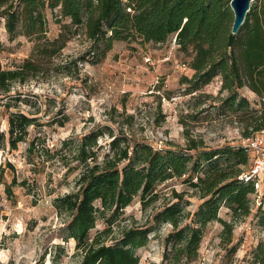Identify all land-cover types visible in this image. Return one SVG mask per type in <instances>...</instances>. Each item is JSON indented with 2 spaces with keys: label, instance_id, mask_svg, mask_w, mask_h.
<instances>
[{
  "label": "rangeland",
  "instance_id": "374dc122",
  "mask_svg": "<svg viewBox=\"0 0 264 264\" xmlns=\"http://www.w3.org/2000/svg\"><path fill=\"white\" fill-rule=\"evenodd\" d=\"M44 15L45 36L66 37L64 46L51 55L42 51L44 38L20 32L12 37L4 17L0 21L2 67H17L26 58L39 62L37 71L14 81L8 92L0 91V264H79L75 240L66 238L69 216L56 209L55 199L77 188L82 164L76 154L86 133L104 131L96 147L103 155L114 136L187 151L188 137L220 147L239 145L244 131L253 132L248 125L250 112L244 107L230 109L221 75L190 89L183 77L195 72L189 65L192 55L174 39L116 40L98 58L83 25L62 16L59 7L47 5ZM183 62L186 68L181 67ZM239 94L250 99L251 111L261 108V97L248 86L240 87ZM13 111L34 117L16 146L8 132ZM249 166L251 161L245 168ZM185 177L159 183L157 199L146 208L137 195L114 216L112 210L100 213L91 235L107 227L109 218H113L109 243L116 242L128 226L147 225L151 228L148 242L137 249L140 263L169 264L164 259L165 242L174 226L157 220V212L178 201L181 225H185L193 222L204 199ZM250 197L248 214L235 215L225 204L219 210L223 219L233 223L231 242L223 239V222L212 220L204 229L196 258L170 264H264V186L260 197L257 192Z\"/></svg>",
  "mask_w": 264,
  "mask_h": 264
},
{
  "label": "trees",
  "instance_id": "16d2710c",
  "mask_svg": "<svg viewBox=\"0 0 264 264\" xmlns=\"http://www.w3.org/2000/svg\"><path fill=\"white\" fill-rule=\"evenodd\" d=\"M59 7L62 16L83 25L93 41L96 57L106 55L116 40L164 42L176 38L177 46L192 55V77L183 79L197 90L216 75L222 76V88L229 92L226 101L233 111L244 107L253 132L264 128V0H255L237 33L232 32L234 11L231 0H0V21L13 37L16 33L43 39L40 46L49 55L62 48L66 37L45 36L46 6ZM54 46V47H52ZM39 69V62L26 58L14 68L0 62V91L8 92L14 81H22ZM248 86L261 97V108L250 110V99L239 94ZM34 117L13 111L8 117L12 145L23 140ZM102 129L83 135L76 159L82 164L77 188L55 199L56 209L68 214L66 238L75 240L81 253L79 264H141L137 249L148 242L149 226H128L121 237L109 243V225L94 236L91 229L100 213L122 211L137 195L143 207L157 199L156 187L175 176L185 175L203 201L195 211L193 222L181 225V208L174 201L157 212V220L168 221L174 228L166 236L164 259L178 263L196 258L204 229L212 220L224 224L223 239L232 241L233 223L219 215L222 204L235 215L251 211L254 181H244L241 174L249 165L250 151L242 143L208 147L203 141L188 137L187 151L177 147H155L145 139L114 136L108 151L97 152ZM1 181V179H0ZM9 192L12 191L8 185ZM179 196V193H175ZM97 202H100L97 203ZM60 246V245H59ZM235 249V246L233 247Z\"/></svg>",
  "mask_w": 264,
  "mask_h": 264
},
{
  "label": "built area",
  "instance_id": "2783aa9c",
  "mask_svg": "<svg viewBox=\"0 0 264 264\" xmlns=\"http://www.w3.org/2000/svg\"><path fill=\"white\" fill-rule=\"evenodd\" d=\"M173 39L176 40L175 37ZM181 67L186 68L187 64L183 62ZM242 144L250 151L251 166L241 174V177L244 181H254L256 192L260 197L264 186V128L250 136H245Z\"/></svg>",
  "mask_w": 264,
  "mask_h": 264
},
{
  "label": "water",
  "instance_id": "95a60500",
  "mask_svg": "<svg viewBox=\"0 0 264 264\" xmlns=\"http://www.w3.org/2000/svg\"><path fill=\"white\" fill-rule=\"evenodd\" d=\"M253 0H231V6L234 11V21L232 32L237 33L246 20L247 14L251 9Z\"/></svg>",
  "mask_w": 264,
  "mask_h": 264
}]
</instances>
